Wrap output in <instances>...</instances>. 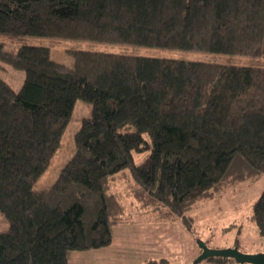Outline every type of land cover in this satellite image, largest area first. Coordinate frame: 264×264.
<instances>
[{
    "label": "trees",
    "instance_id": "1",
    "mask_svg": "<svg viewBox=\"0 0 264 264\" xmlns=\"http://www.w3.org/2000/svg\"><path fill=\"white\" fill-rule=\"evenodd\" d=\"M0 33L264 58V0H0ZM71 52L68 65L50 46L0 42V61L24 71L18 89L0 75V264L109 246L133 220L127 197L189 224L200 201L264 177V65ZM78 99L92 110L75 152L36 188ZM251 218L264 236V189Z\"/></svg>",
    "mask_w": 264,
    "mask_h": 264
},
{
    "label": "rangeland",
    "instance_id": "2",
    "mask_svg": "<svg viewBox=\"0 0 264 264\" xmlns=\"http://www.w3.org/2000/svg\"><path fill=\"white\" fill-rule=\"evenodd\" d=\"M0 42L9 50H16L22 44L47 45L56 59L73 65L71 50L91 49L117 53L150 55L153 58L184 57L222 63L264 65V58L217 55L195 50H168L153 47L125 46L88 40L54 39L49 37L0 33ZM154 55V56H153ZM6 68H0V75L18 89L24 79V71L0 61ZM92 104L78 99L72 118L63 134L62 144L52 160L50 168L36 184L46 188L52 184L66 161L75 152L74 136L84 118L91 115ZM147 152L137 155L141 161ZM126 185V184H124ZM264 189L261 177L242 191L228 190L200 201L190 212L189 224L182 217L170 219L158 213L141 211L127 197V205L133 220L114 226V240L106 247L81 250L72 253L70 264H148V260L166 258V264H251L215 263L203 259L195 262L201 252L199 241H205L212 248H226L237 245L243 252H264V236L251 218L252 205ZM136 207V209H135ZM9 221L0 211V230H6ZM200 250V251H199ZM159 264H162L159 263Z\"/></svg>",
    "mask_w": 264,
    "mask_h": 264
},
{
    "label": "water",
    "instance_id": "3",
    "mask_svg": "<svg viewBox=\"0 0 264 264\" xmlns=\"http://www.w3.org/2000/svg\"><path fill=\"white\" fill-rule=\"evenodd\" d=\"M199 246L202 251L195 262L209 257L222 256L223 258L232 257L239 263L264 264V252H243L237 245L226 248H212L205 241H199Z\"/></svg>",
    "mask_w": 264,
    "mask_h": 264
}]
</instances>
